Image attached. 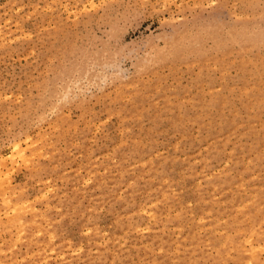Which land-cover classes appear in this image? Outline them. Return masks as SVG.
<instances>
[{"label": "rangeland", "instance_id": "374dc122", "mask_svg": "<svg viewBox=\"0 0 264 264\" xmlns=\"http://www.w3.org/2000/svg\"><path fill=\"white\" fill-rule=\"evenodd\" d=\"M0 264H264V0H0Z\"/></svg>", "mask_w": 264, "mask_h": 264}]
</instances>
